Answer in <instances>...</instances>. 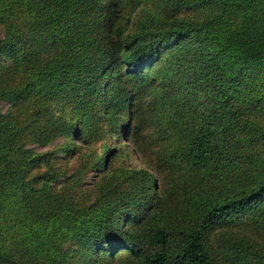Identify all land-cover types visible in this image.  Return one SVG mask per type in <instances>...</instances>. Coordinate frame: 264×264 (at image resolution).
<instances>
[{
	"label": "trees",
	"instance_id": "1",
	"mask_svg": "<svg viewBox=\"0 0 264 264\" xmlns=\"http://www.w3.org/2000/svg\"><path fill=\"white\" fill-rule=\"evenodd\" d=\"M139 2L0 0V60L7 63L0 69V99L8 105L0 110V264L248 262L250 237L220 254L210 238L245 218L248 226L262 223L264 164L235 192L191 204V221L183 226H165L152 186L136 171L106 172L113 149L102 140L99 152L84 157L103 175L80 194L73 185L77 171L86 169L81 164L57 190L49 187L57 175L39 171H51L60 145L72 154L78 143L90 147L95 135L112 138L120 130L128 141L138 134L140 100L157 89L149 74L172 49L167 82L187 90L161 100L181 113L166 128L182 138L167 163L190 180L222 168H230L217 174L223 181L239 180L240 170L230 174L232 137L242 133L247 145L264 141V127L252 119L264 114V86L253 90L264 77V0H159L164 19L157 27L142 20L130 31ZM200 93L205 103L198 111ZM102 117L110 128H101ZM54 137L63 142L45 154L24 148ZM256 254L264 264V251Z\"/></svg>",
	"mask_w": 264,
	"mask_h": 264
},
{
	"label": "rangeland",
	"instance_id": "2",
	"mask_svg": "<svg viewBox=\"0 0 264 264\" xmlns=\"http://www.w3.org/2000/svg\"><path fill=\"white\" fill-rule=\"evenodd\" d=\"M157 2H159V0H140L138 8L131 16V24L129 26L130 31L131 29L133 31L136 30L142 20H146V23L149 27L151 26V28L157 27L159 20L164 19L161 13H159L160 6L158 8L156 6ZM151 12L157 15L155 20L153 16L151 17ZM2 28V25H0V36L2 35ZM173 54H175L173 49L166 50L161 62L152 72H150L149 77L157 81V89L151 91L144 97V99L140 100L143 103L138 105L139 113L134 119L139 126V132L138 134L134 133V137H131L130 140L125 141L121 139L120 136H118L120 130H118V133L112 137L113 139L102 133L100 135H95L96 139H94L90 147L85 146L83 143H78V151L72 154H66L63 150L61 151V149H59L61 145H58L63 142L62 137H54L44 143L28 142L24 144V148L28 150L30 155H42L58 146L57 151H55L54 155L50 157L49 162L51 171L47 168H41L39 170L42 171L40 173L49 175L54 174L53 176L57 175L52 178V181L49 183L50 188L54 190L59 189L62 185V180L72 173L76 166L80 164L86 169L84 173H81L80 171H77L76 173L78 179L77 182L74 183L73 188H76L77 193L80 194V192L93 186L96 180L101 179L103 175L101 170H96L93 166L88 165L87 158L84 157L88 151L96 150L99 152L98 146L101 147V145H99L101 142L100 140L105 142L104 145L106 146V149L111 148V146L113 149V152L108 155L110 157L108 159V170L106 172L112 174L113 172L111 171H136L139 176H143L145 182L153 188V191L150 192L151 196L154 198V203H158L166 214V221L164 222L165 226L171 224L174 226H183L186 222L191 221L194 212V208L193 206L191 207V204L195 206L201 201H205L211 197L231 194L236 191L240 184L243 182H249L251 178L254 177V172L257 169V166L264 164V141L247 145V142H244L245 136L242 133H237L232 137L227 150V153L230 155V163L232 164L230 174L234 171L240 170L238 171L241 174V179L239 180L233 179L232 181L229 176L226 181H223L221 177L217 176V174H227V171L230 170V168H222L221 170L208 175L199 174L198 179L190 180L185 176L184 169H178L167 163L170 152L182 146V138H180V134L175 132V130L167 132L166 128H169L170 126L168 122L181 113L178 111L173 112L172 108L166 110L161 103V100L166 99L169 101L170 97L186 92L187 90L186 87L178 85L177 82H167L169 75L166 77L165 71H169L168 68L171 64H174L172 57ZM6 64L7 63H3L0 60V69L5 68ZM169 73L171 72L169 71ZM260 77L261 84L259 82L253 83L254 91L263 90L264 83L261 79L264 80V77L263 75ZM172 78L176 79L174 75ZM203 100H205V98L201 96V93L200 96L194 100L196 101V109H199L198 111H200L204 105L203 103H205ZM7 108V103L0 99L1 112H6ZM252 119L260 126L264 127V114L256 115L252 117ZM122 120H124V115L122 116ZM98 122L102 129L110 128L112 125L103 117L98 119ZM130 129H132L131 125ZM248 156H251L252 158H248ZM225 160L226 159L222 158V161ZM41 163L43 162L41 161ZM226 165L228 166V163H226ZM31 170L30 174L37 171L34 168ZM242 170L243 174H246V176H242ZM108 174H106V176H108ZM38 184V182H35V185ZM189 188L193 191L192 193H189ZM259 225L260 227H258ZM218 234H220L219 237L216 236ZM263 236L264 220H262V223H257L256 226H248L245 218L243 222L237 224V226L235 225L231 228L215 230L212 233L210 241L216 248V254H220V252H223L227 246L233 247V245L229 244L234 243L235 239L246 241L247 238L250 237L247 242H251L252 247L248 248V262L246 264H258L257 256L260 254L256 253L264 251ZM131 260V264H134L132 258ZM116 264L127 263L122 261L117 262ZM226 264H228L227 261Z\"/></svg>",
	"mask_w": 264,
	"mask_h": 264
}]
</instances>
